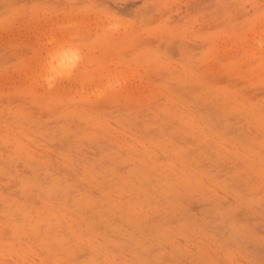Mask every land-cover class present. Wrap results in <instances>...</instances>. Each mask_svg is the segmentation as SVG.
I'll return each instance as SVG.
<instances>
[{"label":"rangeland","instance_id":"374dc122","mask_svg":"<svg viewBox=\"0 0 264 264\" xmlns=\"http://www.w3.org/2000/svg\"><path fill=\"white\" fill-rule=\"evenodd\" d=\"M0 264H264V0H0Z\"/></svg>","mask_w":264,"mask_h":264}]
</instances>
